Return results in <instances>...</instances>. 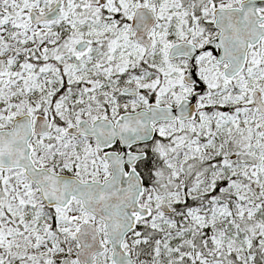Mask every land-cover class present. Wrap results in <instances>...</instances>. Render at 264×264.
<instances>
[{"label": "snow or ice", "instance_id": "obj_1", "mask_svg": "<svg viewBox=\"0 0 264 264\" xmlns=\"http://www.w3.org/2000/svg\"><path fill=\"white\" fill-rule=\"evenodd\" d=\"M0 264H264V0H0Z\"/></svg>", "mask_w": 264, "mask_h": 264}]
</instances>
